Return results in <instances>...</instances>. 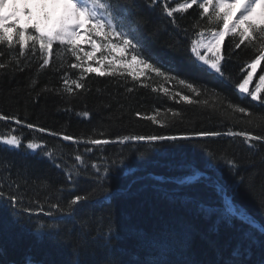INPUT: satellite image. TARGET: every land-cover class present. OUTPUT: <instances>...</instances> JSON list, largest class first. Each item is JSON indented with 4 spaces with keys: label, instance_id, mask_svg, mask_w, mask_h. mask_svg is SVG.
Here are the masks:
<instances>
[{
    "label": "trees",
    "instance_id": "16d2710c",
    "mask_svg": "<svg viewBox=\"0 0 264 264\" xmlns=\"http://www.w3.org/2000/svg\"><path fill=\"white\" fill-rule=\"evenodd\" d=\"M126 2L121 0L122 4ZM178 2L183 3L184 0L168 4L175 7ZM163 3L164 0H160L150 8L146 0H135V13L143 18L141 33L144 41L150 51L159 56V66L165 76H157L148 69L137 81H133L126 71H119L124 73L123 76L87 73L84 83L88 90L78 91V95L69 98L66 93L57 95L54 91L41 92V89L45 85L51 89H62L61 75L67 73L75 79L81 69H71L67 63L59 71H52L50 67L40 73L35 88H30V77H35L41 62L39 47L35 55L29 47L25 55L20 56L19 45L9 48L7 42L0 44V62L9 65V68L0 70V114L15 116L21 121L19 125L13 120L0 121V137L16 135L22 141L19 150L0 151V159L13 164V178L18 169H27L31 177H46L53 187L65 185V175L52 164L44 149L62 156L69 163H78L74 161L78 152L88 165L96 163L101 170L110 168L109 176L103 180L108 195H101L88 204L75 214L74 220L65 216L58 230L49 234L37 233L34 221L39 219L51 224L56 220L33 214V223H30L28 213L18 218L6 201L0 202V264H21L17 262H24L27 256H34L42 264H71L74 249L80 248L78 234L81 231L89 234L88 252L81 248V259L89 264H102L106 259L120 260L123 264H155L157 261L161 264H222L237 246L242 250L250 249L248 259L251 264H260L264 258V249L259 245V241L264 240L260 229L240 220L226 223L221 219L222 198L214 183L184 187L171 179L182 178L187 171L186 165H194L206 176L211 175L213 182L222 183L225 194L243 208L245 215L264 227V208L258 203L262 194L258 190L251 194L245 186L253 169L240 168V174L245 177V183H240V177H233L223 161H214L208 155V152L227 150L229 157L246 161L252 150L247 148L241 137L234 140L221 136L176 142H118L119 137L129 135H192L200 131L224 132L229 127L234 131L247 129L255 134H264V128L225 118L217 96L227 97L234 104L255 113L256 117L264 112V105L252 101L246 94L241 95L236 87L251 71L247 64L257 55L253 47L241 45L236 48L239 37L226 36L220 46L225 76L216 77L205 71L207 66L195 59L191 41L201 39L199 32L202 30L206 39L209 27L218 30L222 25H208L207 18H201L203 10L197 4L185 13H174L179 25L176 27L163 12ZM37 20L39 17L34 22ZM25 26L31 31V24ZM157 29L158 35L153 36ZM60 48L57 43L53 50L56 52ZM201 53L206 55L208 51L202 48ZM63 55L65 61L77 62L70 53ZM80 55L83 56V52ZM17 60L27 67L13 73L11 69L16 67ZM54 63L59 66L61 61L54 59ZM87 64L91 63L87 61ZM261 75H264V61L256 67L250 90L256 87ZM188 83L202 92L204 89L208 91L197 97L188 88ZM38 92L41 94L37 99ZM177 93L200 103L187 104ZM205 100L208 105L216 103L217 110L204 104ZM106 104L110 107H105ZM66 108L70 110L66 111ZM84 111L89 116H84ZM173 111L179 115L173 116ZM152 115H156V123L144 118ZM236 116L243 121L248 119L239 113ZM28 123L59 135L37 132L35 128H28ZM63 134L81 141L96 137L114 142L101 146L83 142L74 144L63 141L60 138ZM30 141L40 143L44 149L36 152L26 149ZM253 143H257L260 153H264V145ZM256 168L260 169L255 181L259 185L264 181V165L257 163ZM88 171L103 178V171L96 173L90 167ZM94 185V180L81 178L79 189L71 185L65 188L60 203L67 207L72 194L76 191L83 193ZM28 195H33V192L30 190ZM56 198V195L52 196L53 200ZM39 199L43 202L44 195L41 194ZM109 228L114 236L111 249L103 246V238L98 235V232L108 234ZM91 237L97 239L92 240Z\"/></svg>",
    "mask_w": 264,
    "mask_h": 264
},
{
    "label": "snow or ice",
    "instance_id": "6c2138e0",
    "mask_svg": "<svg viewBox=\"0 0 264 264\" xmlns=\"http://www.w3.org/2000/svg\"><path fill=\"white\" fill-rule=\"evenodd\" d=\"M24 2L26 4L27 0H24ZM15 3L16 0H13V4ZM146 3L148 7L154 8L160 3V0H146ZM197 4L203 10L201 18L206 17L208 25H222V27L218 30L209 27L207 29L208 37L206 39L204 38L205 31H200L199 36L201 39L191 41V52L193 56L202 65H206L207 69H211L219 74L220 77H224L225 73L221 66L223 57L220 55L221 43L226 36H238L239 42L235 47L239 48L241 45L253 47L257 55L247 64V67L251 71L236 87L239 93L246 94L251 97L252 101H258L260 105H264V95L261 94L264 93V75L259 77V82L253 90L249 89L256 67L261 61H264V0H245V3L240 5L239 11L235 16H233L232 10L237 4V0H200L199 3L198 0H184L183 3L178 2L175 7H170L167 0H164L162 10L167 17L171 18L170 23L179 27L174 13H185L193 5ZM8 5L9 0H0V44L7 42L9 48L13 47V45H19L20 56H24L25 50L29 47L32 50V54L35 55L37 46L39 47L41 62L38 65L35 77H30V88H35L38 83L37 78L41 72L50 67L52 71H59L64 67L65 63L71 69H81L79 76L71 79L67 73H64L61 75L63 82L62 89H51L45 85L41 89V92L54 91L57 95L66 93L69 98L74 97L78 95V91L88 90V85L84 83L87 79V73H96L98 76H114L117 74L123 76V72H119L118 68L113 67L117 64L120 68L128 69H132L135 66H142L154 72L157 76H165V73L161 71L159 66V56L151 52L144 41L141 33V25L144 21L143 18L136 16L135 0H127L125 4H122L121 0H64L65 12L56 23L49 24L48 17L45 15L44 23H41L39 20L31 23V31L27 26H19L20 19L15 10L10 13L5 11ZM23 15L30 19L32 17V13L27 8L24 9ZM81 29H85V31L81 33ZM158 32L159 30L157 29L153 33V36L158 35ZM81 35L89 37L87 42L91 44V51H84L79 47L77 41ZM57 43L61 48L54 52V45ZM65 45H67V48H64ZM202 48L211 52L212 56L202 54L200 51ZM97 51L102 53L99 59H96ZM81 52H83V56L80 55ZM64 53H70L77 62L65 61ZM104 53L107 54L105 55ZM54 59L61 61L59 66L54 63ZM93 59H96L97 67L87 64V61ZM105 64L110 66L108 71L101 70ZM25 67L27 65H21L20 61L17 60L16 67L12 68L11 71L13 73L17 70L24 71ZM7 68H9V65L0 62V70ZM207 69L204 70L207 71ZM127 75L133 81H137L143 73L128 71ZM181 83H185V81H181ZM187 86L197 97L206 94L208 91V89H204L202 92L192 83H188ZM128 90L132 91L131 88ZM155 90L153 89V91ZM40 94V92L36 94L37 99ZM177 95L187 104L200 103V101H196L187 95H181L180 93H177ZM217 96L219 98V105L223 108L222 115L225 118L234 119L239 123H246L253 127L264 128V112L259 117H256L255 113L243 106L234 104L227 97H223L221 94H217ZM203 103L208 105L207 100ZM104 106L110 107L107 104ZM208 106L213 108L214 111L217 110L216 103ZM121 107L123 106L121 105ZM65 110L68 111L70 109L66 108ZM237 113L248 117V119L246 121L240 120L236 116ZM82 114L86 117L89 116L87 111H84ZM137 115L140 114L137 113ZM172 115L178 116L179 113L173 111ZM144 118L152 120L153 123L157 122L156 115ZM8 120H13L18 125L21 124V121L15 116L0 114V121ZM161 126L164 127L165 125L161 124ZM27 127L35 128L37 132L41 133L48 131V134L52 136L59 135L56 132L49 131L31 123H28ZM221 136L230 137L233 140L241 137L247 148L252 150L249 158L244 162L237 161L235 157L228 156L227 150L221 153L208 152L209 157L214 161H223L228 166V170L233 177H240V183H245V177L240 174V168H252L253 171L249 173V178L245 186L251 194H255L257 190L262 194L258 203L261 208H264V181H261L259 185L255 183L256 177L260 175V169H257L256 165L257 163L264 165V153H260L257 143H253L258 142L264 145V134H255L247 129L234 131L232 127H229L224 132L200 131L192 135H129L119 137L118 142L120 144H124L126 141H147L149 143L155 141L176 142ZM60 138L63 141H71L74 144L83 142L95 146L107 145L114 142L109 139L96 137H90L81 141L68 134H63ZM5 145L8 148H3ZM21 148L22 141L18 136L8 135L6 137H0V151L19 150ZM26 149L36 152L38 149H44V146L40 143L30 141L27 143ZM86 151H91V149H86ZM44 154L48 156L56 168L61 169L66 177V184L61 187H53L46 177H31L27 169H18L15 178H13L12 162L0 159V202L6 201L8 206L14 209L13 215L18 218H22L23 213H28L30 223H33L31 220L33 214L37 217L43 215L53 218L57 222L48 224L39 221V219L34 221L37 224V233L49 234L52 231L58 230V225L64 222L63 218L65 216L74 220L75 214L79 213L88 204L98 199L101 195L105 197L108 195V190L103 180L109 176L110 168L105 167L101 170L96 163L88 165L84 157L78 152L74 156V161L78 163H69L62 156H56L53 152L47 151L46 149H44ZM89 167L95 170L96 173L103 171V178L99 175L94 176L88 171ZM186 168L187 171L182 178L173 177L171 179L178 181L184 187H193L200 183H214L218 195L222 198L223 215L221 219L226 223H231L233 220H248L243 208L225 194V187L222 183L219 181L213 182L211 175L206 176L202 170L196 168L194 165H186ZM81 178L85 181L94 180L95 185L83 193L76 191L68 199L67 207L62 206L60 197L65 188L71 185L79 189ZM30 180L31 183H29ZM30 190L33 192L31 196L28 195ZM41 194L44 195L43 202L39 199ZM53 195L57 197L55 200L52 199ZM25 200L28 201L27 204L24 203ZM45 204H47V210H45ZM57 213L60 214L59 218L56 216ZM248 222L250 223L251 221ZM98 235L103 238V246L111 249L114 239L112 229L109 228L108 234L98 232ZM260 235L264 236V227L260 228ZM78 236L80 239V248L74 249L75 256L71 264H89L86 260L81 259V248L85 250V253L88 252L89 234L86 231H81ZM91 239L96 240L97 237H91ZM259 245L264 249V240H260ZM248 251L250 249L242 250L240 246H237L227 259L222 261V264H251V261L248 259ZM29 264H33V262L29 260ZM102 264H123V262L115 259H106ZM155 264H161V262L157 261ZM260 264H264V258L261 259Z\"/></svg>",
    "mask_w": 264,
    "mask_h": 264
},
{
    "label": "rangeland",
    "instance_id": "374dc122",
    "mask_svg": "<svg viewBox=\"0 0 264 264\" xmlns=\"http://www.w3.org/2000/svg\"><path fill=\"white\" fill-rule=\"evenodd\" d=\"M237 4H239L238 1H237ZM237 4L232 10L233 16L236 15ZM25 8H27L32 13L31 19L23 15ZM13 10L17 12V16L20 19L19 26H25V25H29L33 23L36 16H39L40 21H44L45 15L46 16L50 15V21H48L49 24L56 23L65 12L64 4H61L59 0H55V2L54 0H27L26 4L24 0H16L15 4H13V0H9L8 8L5 11L10 13ZM80 31L81 33H83L85 29H81ZM88 40H89L88 36L81 35L78 38L77 42H78V45H83L84 43H86L89 46L88 51H91V44L87 42ZM98 53H101V52L97 51L96 55ZM106 54L107 53H105V55ZM113 54L116 55L115 53ZM99 58L100 57H96V59H99ZM96 59L89 60V62L91 63L90 65H92L93 67H97ZM109 67H110L109 65L105 64V66L101 70L108 71ZM113 67L118 68L119 71H126V72L136 71L137 73H143L145 71V68H143L142 66H135L132 69H128V68H120V66L117 64V65H114ZM68 142H71V141H68Z\"/></svg>",
    "mask_w": 264,
    "mask_h": 264
},
{
    "label": "bare ground",
    "instance_id": "6f19581e",
    "mask_svg": "<svg viewBox=\"0 0 264 264\" xmlns=\"http://www.w3.org/2000/svg\"><path fill=\"white\" fill-rule=\"evenodd\" d=\"M237 1H238V3H239V5H238V7H237V13H238L239 8H240V5L244 4V3H245V0H237Z\"/></svg>",
    "mask_w": 264,
    "mask_h": 264
}]
</instances>
